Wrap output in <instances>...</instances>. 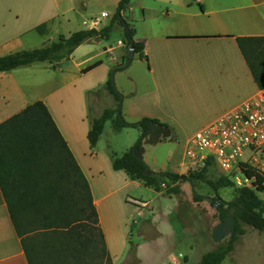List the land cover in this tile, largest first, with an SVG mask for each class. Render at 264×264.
Listing matches in <instances>:
<instances>
[{
	"label": "crops",
	"instance_id": "0c3cea01",
	"mask_svg": "<svg viewBox=\"0 0 264 264\" xmlns=\"http://www.w3.org/2000/svg\"><path fill=\"white\" fill-rule=\"evenodd\" d=\"M106 1L115 5H106L109 12L100 13L106 17L94 18L100 23L92 27L93 19L78 13L74 0H0V58L56 42L64 28L72 29L69 36L72 31L108 27L120 0ZM122 17L135 30L134 42L143 45L141 55L134 54L127 69H116L110 62L106 49L111 44L92 39L76 48L66 62L0 73V123L37 101L46 106L88 182L113 264H167L164 261L174 251L180 261L173 258V264H189L193 257L197 264L205 254L198 251L203 239L195 243L179 216L181 203L196 206L193 196L167 197L112 169L114 159L134 147L140 130L127 127L116 132L108 121L94 147L87 135L105 110H115L127 124L156 120L169 128L170 136L154 144L147 137L142 160L154 173L188 175L184 167L188 141L258 90L236 40L264 37V0H203L200 4L132 0ZM40 25H46L44 36L35 31ZM113 31L119 34L113 54L122 62L129 51L124 29L114 24L110 35ZM96 63V68L83 72ZM110 78L121 97L119 103L105 90ZM108 123L112 132L105 137ZM178 140L182 147L176 157L172 148L164 158L147 149L163 142L172 146ZM208 174L224 175L215 166L208 168ZM190 184H180L182 193L186 185L192 190ZM142 192L151 198L143 200ZM135 193H140L139 198L133 197ZM133 217L139 218L134 231ZM174 220L179 223L175 229L169 224ZM181 247L187 251H180ZM0 264H28L1 190Z\"/></svg>",
	"mask_w": 264,
	"mask_h": 264
},
{
	"label": "trees",
	"instance_id": "16d2710c",
	"mask_svg": "<svg viewBox=\"0 0 264 264\" xmlns=\"http://www.w3.org/2000/svg\"><path fill=\"white\" fill-rule=\"evenodd\" d=\"M131 2L120 0L110 25L100 31H78L67 37L59 36L56 42L45 47L1 57L0 73L34 64L66 62L85 42L108 39L114 24L124 29L123 38L128 47L133 45V54L141 55L143 45L134 42L135 30L122 17ZM46 30V25L35 29L40 36H44ZM236 41L254 83L258 89L264 88V37L238 38ZM126 60L127 56L114 67H124ZM98 65L96 63L83 72ZM105 90L116 103L120 102L111 78ZM108 121L116 132L127 127L141 132L134 147L114 159V171H123L131 180L142 181L146 187L167 197L180 196V184L184 182L193 186L203 181L214 192L215 196L209 198L208 203L216 210L219 222L226 217L234 219V234L224 244L203 254L197 264H223L238 238L245 234L242 225L264 237V199L256 194L260 190L264 192V174L257 176L258 187L250 189L237 187L225 175L208 179V168L213 166L211 162L199 174L154 173L136 157L134 149L141 150L150 125H160L158 121L142 119L136 124H127L115 110H105L91 124L87 135L91 147L96 145ZM161 185L165 188L162 189ZM222 189H233L231 201L221 199L218 192ZM0 190L28 264H113L99 227L88 182L48 109L40 101L0 123ZM193 201L200 202L202 197L193 194Z\"/></svg>",
	"mask_w": 264,
	"mask_h": 264
},
{
	"label": "built area",
	"instance_id": "2783aa9c",
	"mask_svg": "<svg viewBox=\"0 0 264 264\" xmlns=\"http://www.w3.org/2000/svg\"><path fill=\"white\" fill-rule=\"evenodd\" d=\"M202 1L193 0L196 4ZM105 17V13L100 15ZM99 23L100 19H93L91 26L97 27ZM113 51L112 47L106 49L110 62L120 65L122 62ZM208 162L230 177L237 187H258L257 176H263L264 167V88L188 141L184 152L187 174H199Z\"/></svg>",
	"mask_w": 264,
	"mask_h": 264
},
{
	"label": "rangeland",
	"instance_id": "374dc122",
	"mask_svg": "<svg viewBox=\"0 0 264 264\" xmlns=\"http://www.w3.org/2000/svg\"><path fill=\"white\" fill-rule=\"evenodd\" d=\"M82 2L86 3L85 7L82 5ZM74 4L77 12L83 15V17L88 21L99 16L101 12H109L106 5H115V3H107L106 0H74ZM68 30L72 29L64 28L60 30V33L67 37V33L70 32ZM75 32L76 31H72L71 33H69V35ZM118 38V32L113 31L108 39L101 41V44H111L110 47L114 49ZM111 132L112 129L110 124L108 123L105 127V137L109 136ZM181 147L182 141L178 140L175 141L172 146L169 143L163 142L162 144L151 146V148L147 147V149L151 151L152 155L164 158L167 157V154L171 153V148L172 152L174 151V157H176L180 154ZM206 177L211 180L217 178L216 175L208 173ZM191 185L192 184H190V186ZM190 188L188 185H186L184 187L185 192L182 193L179 197H186L187 195V197H189L190 199L193 194H196L202 197V201L197 202L196 206L194 207L186 202H184V204L181 203L179 207L180 223L184 226L188 234L192 236L195 243H199L200 238L203 239V246L200 250H198L199 254L207 253L214 250L218 245L224 244L229 238H225L219 243H214L211 239V231L213 227L219 223L216 210L212 208L208 203V199L215 196L214 192L203 181H198L197 183H195L192 186V190ZM139 194L140 193H135L133 197L139 198ZM141 194L144 196L143 200H148L147 198H151V195L147 192H142ZM218 194L222 200L229 202L233 199L234 191L233 189H222L218 192ZM256 194L259 198H264V192L262 190L258 191ZM183 207H187V209ZM138 219L139 218L135 217L131 219L130 224L133 231ZM169 224L175 229V227L179 223L177 220H174L173 223ZM242 227L245 234L238 238L234 245L232 253L226 258L223 264H264V237L248 226L242 225ZM180 251L185 252L187 250L185 247H181ZM173 258L180 261V259L178 258V251H174L172 255L164 262H166L167 264H173ZM196 258L197 257H193L190 260L189 264H195L197 260Z\"/></svg>",
	"mask_w": 264,
	"mask_h": 264
},
{
	"label": "water",
	"instance_id": "95a60500",
	"mask_svg": "<svg viewBox=\"0 0 264 264\" xmlns=\"http://www.w3.org/2000/svg\"><path fill=\"white\" fill-rule=\"evenodd\" d=\"M46 45H44L45 47ZM133 45H130L127 60L125 62L124 67L121 70H125L129 67L132 62L133 58ZM66 64V63H65ZM115 71H113L112 76L114 75ZM121 98V97H120ZM149 135L147 142L149 144H154L161 139H166L170 136V130L166 126L162 125H154L151 124L149 127ZM134 154L139 160L141 158V150L139 148L134 149ZM235 232V222L232 217H226L224 220L220 221L217 225H215L211 231V239L214 243H219L225 238H230Z\"/></svg>",
	"mask_w": 264,
	"mask_h": 264
}]
</instances>
